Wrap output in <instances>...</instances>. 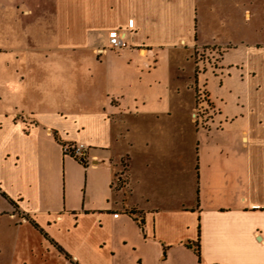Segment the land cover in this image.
<instances>
[{
  "label": "crops",
  "instance_id": "0c3cea01",
  "mask_svg": "<svg viewBox=\"0 0 264 264\" xmlns=\"http://www.w3.org/2000/svg\"><path fill=\"white\" fill-rule=\"evenodd\" d=\"M14 10L0 38V264H264V0Z\"/></svg>",
  "mask_w": 264,
  "mask_h": 264
},
{
  "label": "built area",
  "instance_id": "2783aa9c",
  "mask_svg": "<svg viewBox=\"0 0 264 264\" xmlns=\"http://www.w3.org/2000/svg\"><path fill=\"white\" fill-rule=\"evenodd\" d=\"M122 41L119 38L117 33H111L108 38V48L110 49H118L122 46ZM204 93L201 92L199 94V98L202 100H206V96L204 97ZM194 112V116H195ZM63 154L69 155L79 161L80 163H83L84 165H87L90 163V157L88 152V146L81 142H65L61 144ZM119 179H116V181Z\"/></svg>",
  "mask_w": 264,
  "mask_h": 264
},
{
  "label": "rangeland",
  "instance_id": "374dc122",
  "mask_svg": "<svg viewBox=\"0 0 264 264\" xmlns=\"http://www.w3.org/2000/svg\"><path fill=\"white\" fill-rule=\"evenodd\" d=\"M15 7H16V0H9V7L7 8L9 11V16L6 19L5 16L2 17V20L0 18V38L1 35L4 37V35L11 37V35L15 34L16 26H17V20L14 19L15 15L12 16L13 13H15ZM3 9H6L5 7ZM14 19V21H13ZM122 166L125 168L126 167V161H123ZM125 169L122 171L124 172ZM116 181V180H115ZM120 181H122V178H120ZM122 183V182H121ZM118 184V183H117ZM120 184V182H119Z\"/></svg>",
  "mask_w": 264,
  "mask_h": 264
},
{
  "label": "trees",
  "instance_id": "16d2710c",
  "mask_svg": "<svg viewBox=\"0 0 264 264\" xmlns=\"http://www.w3.org/2000/svg\"><path fill=\"white\" fill-rule=\"evenodd\" d=\"M215 57L213 56L212 57V59H214V60H210V61H212V63H215L214 61H217V59H218V56L220 55V51L219 50H216L215 51ZM203 55V54H202ZM217 56V57H216ZM205 94V93H204ZM205 96H206V94H205ZM204 96V97H205ZM207 100V99H206ZM206 102V101H205ZM139 220V223H142V220L141 219H138ZM188 247H190V248H192L193 250H194V252L197 254V256H199V248H198V243L196 242V243H187L186 244Z\"/></svg>",
  "mask_w": 264,
  "mask_h": 264
}]
</instances>
